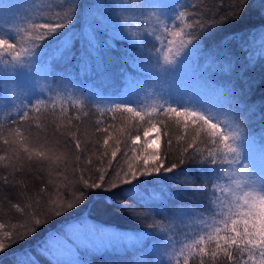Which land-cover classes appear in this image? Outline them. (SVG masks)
<instances>
[{"label":"snow or ice","instance_id":"1","mask_svg":"<svg viewBox=\"0 0 264 264\" xmlns=\"http://www.w3.org/2000/svg\"><path fill=\"white\" fill-rule=\"evenodd\" d=\"M68 2L55 6L61 11H53L51 3L33 9L39 15L27 17L22 21L25 26L12 24L14 16L5 19L4 11L13 5L0 4V62L13 69H25L34 74L32 79L51 78L53 83L92 76L101 82L118 80L128 99H121L113 111L131 114V120L137 121L136 128L147 117L146 139L138 144L141 137L131 134L129 130L134 126L130 123L128 129L119 130L124 137V163L113 166L122 151L121 138L117 137L111 158L105 160L109 156L105 148L96 157L97 166L91 156L82 159L87 147L78 130L68 127L60 133L65 137L63 143L75 150L68 159V153L50 146L47 136L33 137L31 130L33 123L42 132L46 130L47 125L40 121L49 110L57 111L55 98H41L44 90L37 92L23 76L12 82L9 87L13 93L21 90L17 96L19 105L7 95L0 97V113L6 118L0 122V143L5 153L0 155V204L6 203L9 211L26 222L15 232L3 231L0 252L34 235L50 218L64 217L63 226L49 229L38 247L47 264H90L89 256L102 250L123 251L124 245L140 251L143 264H164L165 256L174 257L175 264H189L192 257H198L199 264H205L206 257L216 264L221 255L228 264H264V123L258 134L245 123L258 107L264 121V97L259 105L253 102L258 83L249 74L257 57L264 59V27L259 32L262 48L257 53L253 50L255 35L224 27L238 19L237 13L205 20L187 11L190 6L182 0H122L111 5L100 0L88 5V11L83 13L73 7L64 11ZM191 7L194 12L198 6ZM236 7L244 6L238 3ZM113 12L118 27L111 22ZM81 16L83 24L77 33L73 30L74 20ZM5 24L11 26L6 29ZM142 27L145 30L140 32ZM149 27L151 32L147 31ZM135 33H140L139 37ZM77 38L84 40L81 49L73 43ZM128 40L132 43L121 51L118 45ZM146 40H155L160 46L153 44L149 49ZM182 68L190 73L191 82L181 92L174 95L170 89L164 92L160 88L148 92L154 88L150 82L154 75L156 79L161 75L175 78ZM259 86L264 87V78ZM48 91H53L51 86ZM140 93L157 100L151 112L139 106ZM133 103L137 107L130 106ZM59 112L69 126L80 119L69 116L63 104ZM173 117L185 135L178 137L174 145L168 131H164L167 149L162 153L152 147L161 139V129L155 121L167 129L166 121ZM59 129L57 124L55 131ZM153 130L154 139H147ZM96 132L105 133L103 145H109V128L98 126ZM174 152L178 155L172 162ZM187 162L193 163L191 173L181 167ZM44 169L47 179L42 175ZM32 173L41 176L39 183ZM161 173L172 175L162 178ZM193 173L197 179L206 180L203 190L194 188L205 200L201 210L179 202L181 193L189 190L188 185L195 186V180L186 179L175 189L164 182L178 181ZM149 184L153 190L146 197L142 192ZM117 191L128 197L118 203L137 221L158 215L186 223L192 229L186 236L190 242L177 252V241L169 235L171 228H161V221L153 219L145 229L128 233L105 228L95 223L98 219L92 211L87 215L81 211L89 203L107 210ZM77 212L80 214L73 215ZM4 227L0 224V229ZM152 229H158L159 234ZM27 264L40 261L28 257Z\"/></svg>","mask_w":264,"mask_h":264},{"label":"trees","instance_id":"2","mask_svg":"<svg viewBox=\"0 0 264 264\" xmlns=\"http://www.w3.org/2000/svg\"><path fill=\"white\" fill-rule=\"evenodd\" d=\"M165 1V0H164ZM100 2V0H69L66 4L64 11L68 10L69 7L76 8L77 11L83 10V13L88 11V5ZM104 3L109 5L113 3L122 2V0H103ZM128 2V0H125ZM173 0H168L166 3H172ZM182 2H186L189 4V8L187 11L193 13L194 16H199L205 20L208 17H215L217 19H223L225 16H231L234 13L238 14V19L234 21H229L225 28H235L237 31L245 33V34H253L255 35V42L253 44V50L257 53L261 51L262 45L260 42L259 32L262 27H264V0H182ZM8 5L11 4L13 7L11 9H7L4 11L3 16L5 19H11V17H15L12 20V24H19L20 26H25L22 21L26 20L27 17L38 16L39 13L33 11V9L40 7L43 4L51 3L53 5V11H61L60 8L55 7L59 4H65V0H0V4ZM241 4L244 7L238 8L237 4ZM198 6L195 11L191 6ZM16 6H20L17 8ZM105 11H113L111 8H106ZM27 13V16H25ZM112 24L114 27H118L115 14L113 12L112 15ZM210 22V21H209ZM75 28L73 29L75 32L80 33L81 27L83 24V17H77L74 20ZM11 26V24H5L4 27L7 29ZM145 29L142 27L140 32H143ZM147 31L151 32L152 29L149 27ZM135 32V29H133ZM230 34V33H229ZM137 37H139L140 33H135ZM251 40V35L247 37ZM75 47L77 49H81L84 46V40L75 39L73 41ZM132 43L131 40L123 42L118 45L121 51L128 48V45ZM145 44L147 48L151 49L153 44H156L157 47L160 45L152 40L150 43L146 40ZM2 60H10L9 57H2ZM193 60H195V53H193ZM62 67V66H61ZM25 70V69H22ZM23 78H26L28 81V86L36 88L37 92L40 89L44 90L43 99H47L48 97H54L56 100L57 111L55 113L49 112L47 115L42 118L40 123L47 125L45 131H41L40 129L35 128V124L32 126V134L33 137L47 136L48 143L50 146L59 148L60 153H68L69 155L66 158L71 159L70 155L74 152V147L70 145H66L63 143L65 137H63L60 133L64 132L68 127H72L73 131L78 130V135L82 140V143L86 145L87 151L83 154L82 159L91 156L93 159V163L95 165H99V161L96 159L105 148H107L109 156L105 158V160L110 159V153L114 147H116L115 140L117 137L121 138V149L122 151L117 154V159L113 161V166H117L118 164H123L126 159L123 156V139L124 137L120 133V129H128L129 124L131 123L134 127L129 131L131 134H139L141 140L138 144H143L146 139L144 136V128L148 127L147 117L145 120L139 121V127L136 128L137 121L131 120V114L121 113L118 111H113L116 104L121 101V99H128L127 96H124V88L121 82L118 80L115 82H101L98 77H83L79 78L75 81L69 82L67 80L63 82L53 83L52 79L44 80L41 78V81H38L39 84L36 86L35 79H32L34 74L23 71ZM12 67L10 64H5L0 62V97L5 95L8 96L10 100H15L16 104L19 105L20 101L17 99V96L20 94V89H17L15 93L9 85L12 83L9 81L12 78ZM249 74L257 81L258 87L253 96V102L259 103L261 102V98L264 97V87L259 86V82L262 78H264V59H260L257 57L254 67L250 70ZM179 75V76H178ZM21 77V76H18ZM177 78V84H174V80ZM175 78L161 75L159 79L153 76V80L150 81L153 83L154 88L148 89V92L151 94L155 88L163 89L164 92L172 91L175 95L178 92L182 91V88L185 84H190V73H188L185 69H178L177 76ZM16 79V78H15ZM161 79V81H160ZM40 80V78H39ZM9 81V82H8ZM14 81V80H13ZM18 81V80H15ZM160 81V83H159ZM159 83V84H158ZM49 86L52 87L53 91L49 92ZM58 93V95H57ZM26 102V101H25ZM82 102V103H79ZM147 102H155L153 104H146ZM157 103L151 95L146 96L144 93H140L139 96V106H141L144 110L151 112L152 107ZM63 104L67 108V114L72 117L78 116L80 119L77 122L73 120L72 125L69 126L68 121L66 119H62L61 114L59 112L60 105ZM132 107H137L136 103L131 104ZM15 112V109H12ZM154 115V114H153ZM261 112L259 111V107L254 115L249 117L247 121H245L247 128L250 129L253 133L258 134L261 128V124L264 121L261 120ZM5 116L3 113H0V122L5 120ZM159 119H164V117H160ZM174 117L171 120L166 121L168 124L167 129L164 128L163 125L159 124V120H156L158 127L161 129V139L157 141L152 147H158L159 150L163 153L167 149L166 140L167 137L163 135L164 131H168L169 135L173 139L174 145H176V140L178 137L185 135V132L182 127L177 126L174 122ZM97 121H103L101 124H97ZM10 124V120L8 121ZM60 125L59 131H55L56 125ZM108 127L109 132L112 134V139L109 140V145H103V139L105 133H97V127ZM187 135H191L189 132ZM155 130L149 133L147 139H154ZM4 146L0 143V155L5 154L3 152ZM151 150V149H150ZM95 153V155H93ZM177 152H174L172 155V162H175ZM181 167L186 168L189 173L192 172L193 163L187 162L185 165H181ZM111 171V170H110ZM6 174V173H3ZM35 182L39 183L41 176L36 173H32ZM43 177L47 179V169L43 170ZM167 175L171 177L172 174H163L161 173L162 178ZM151 179V178H147ZM195 180V186L188 185V191L182 192L179 198V202L181 206L192 207L196 210H201L205 206V200L202 197L201 193H197L194 191V188H201L203 190V186L206 183L204 179H197L196 174H191L187 176H182L178 181L165 180L164 182L167 184H171V186L175 188H179L185 180ZM210 187V186H209ZM146 191L142 192L146 197L152 194L153 186L146 185ZM93 192L100 191L99 189L91 190ZM114 203L109 206L107 210H99L98 206L93 207L92 203L84 206L81 211H84V215H87L89 211H92L93 216H95L98 220L95 223L102 224L105 228L119 230L120 232H128L133 233L141 229H145L146 226L153 222V219L156 221H161V228H171L169 235L173 236L174 240L177 241L175 245V249L178 252L179 249L183 246L184 243L190 242L189 239L186 238L187 234L191 233L192 229L188 228L186 223H180L178 220H165L162 217L155 215L148 220L137 221L130 211L126 210L123 205L119 204L120 200L128 199L127 196L122 191H117L112 194ZM115 201L117 203H115ZM176 205H173L175 207ZM82 207V205H81ZM75 212L76 210H72ZM80 213H74L73 215H79ZM68 213H65V216H68ZM64 217H52L49 219V223L42 226L41 229L30 236L26 240H19L17 243L11 244L4 251L0 252V264H27L28 257H35L40 261V264H47V261L44 257H41L38 252V247L43 244L44 237L47 235V231L49 229H56L63 226ZM26 219L19 218V214H16L14 211H9V208L6 203L0 204V224H4V228L0 229V238H3V231L15 232L17 228L21 224H24ZM23 231V229H20ZM151 231L157 232L159 234L158 229H152ZM5 243H8L5 240ZM123 251H114V250H102L97 252L91 256H89L90 264H143V261L139 259L142 253L140 251L135 250L134 247L124 245ZM211 247V246H209ZM27 255H24V254ZM156 261L160 260V257L154 258ZM164 264H175V258H169L168 256L164 257ZM182 264V262H181ZM189 264H199L198 257H192L189 260ZM205 264H212L210 258H205ZM216 264H228V261L222 255L216 261Z\"/></svg>","mask_w":264,"mask_h":264},{"label":"rangeland","instance_id":"3","mask_svg":"<svg viewBox=\"0 0 264 264\" xmlns=\"http://www.w3.org/2000/svg\"><path fill=\"white\" fill-rule=\"evenodd\" d=\"M166 1H168V0H165L164 2H166ZM23 71H25V70H22L21 68H16V69H13L12 68V73L13 72H15V73H17V75L16 76H13L12 74V78H10L9 79V81L10 82H14L15 80H20L21 79V77H18V76H22V75H24V73H23ZM178 71V70H177ZM177 76V75H176ZM179 76V75H178ZM16 78V79H15ZM177 78L178 77H176V79L174 80V84H177ZM26 79V78H25ZM14 80V81H13ZM36 81H35V83L33 82L32 84L34 85V84H36V86H38V84H39V82L38 81H41V78H40V80L39 79H35ZM8 81V82H9ZM160 81H161V79H160ZM160 81H159V83H160ZM158 83V84H159ZM155 101H157L156 99H154ZM153 103H155V102H147L146 104H153Z\"/></svg>","mask_w":264,"mask_h":264}]
</instances>
